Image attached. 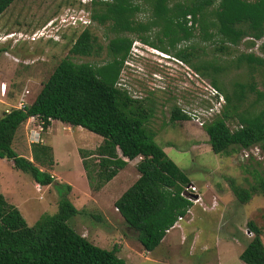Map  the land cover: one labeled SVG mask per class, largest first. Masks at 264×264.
Returning <instances> with one entry per match:
<instances>
[{
	"label": "trees",
	"instance_id": "1",
	"mask_svg": "<svg viewBox=\"0 0 264 264\" xmlns=\"http://www.w3.org/2000/svg\"><path fill=\"white\" fill-rule=\"evenodd\" d=\"M14 1L0 0V15ZM88 6L89 24L73 31L68 54L42 82L32 102L1 113L0 158L10 160L15 169L28 173L40 185L57 184L50 173L55 164L50 144H31L32 159L12 147L17 131L34 114L59 120L65 126L83 127L102 137L95 149L78 150L87 182L94 190L128 164L124 158L131 161L140 156L136 163L138 177L113 204L128 229L136 232L142 247L152 251L177 218L192 206V201L181 194L191 181L147 127L153 106L121 87L123 73L133 76L141 68L127 63L135 55L134 44L180 59L224 95L220 112L202 124L215 153L228 155L252 146L264 150V89H258L253 80L237 81L231 90L226 89L228 65L219 57H229L237 67L264 69V40L259 43L261 54L248 51L234 55L243 38L251 37L247 41L250 46L264 35V0H92ZM81 9L86 11V5L80 4ZM93 23L113 33L105 45L91 29ZM20 40L10 41L14 45ZM102 49L109 58L99 64L72 58L100 56ZM250 94L254 99L244 108ZM186 119L188 115L173 104L169 120ZM233 120L236 126L232 129L229 122ZM93 154L98 157L91 158ZM253 179L249 187L230 179V189L239 202H247L253 193L264 195V168L260 173L255 171ZM64 189L68 192L71 185L65 183ZM77 213L74 204L63 197L54 214H43L28 225L20 210L0 192V264H126L118 256L116 245L102 248L69 224L68 220ZM247 226L253 236L239 259L245 264H264V229L252 220Z\"/></svg>",
	"mask_w": 264,
	"mask_h": 264
},
{
	"label": "rangeland",
	"instance_id": "2",
	"mask_svg": "<svg viewBox=\"0 0 264 264\" xmlns=\"http://www.w3.org/2000/svg\"><path fill=\"white\" fill-rule=\"evenodd\" d=\"M79 8L77 0H15L0 15L1 35L18 31L26 33L14 45L12 40L6 41L4 37L0 41V81L8 87L9 102L14 103L15 96L26 87L29 90L28 101L32 102L42 82L68 54L73 31L78 32L89 24V6L86 5V11ZM75 14L80 15L81 20L73 28ZM90 27L102 45L113 36L103 26L93 23ZM34 33L37 36L32 38ZM51 36L57 42L51 40ZM250 38L246 36L240 41L234 55L248 51L262 53L259 43L264 35L248 46ZM205 45H208L206 56L209 57L211 45ZM133 49L137 52L136 60L141 62L138 63L141 70L133 72V76L123 73L121 87L133 97L144 99L147 106L149 103L153 106L147 127L155 132L156 141L168 157L197 186L202 201L193 203L184 220L176 228L168 230L160 244L148 253L138 241L136 232L131 227L128 229L113 205L118 195L134 182L135 173L137 177L139 158L132 159L113 183L94 190L87 182L84 168L81 169L78 150L95 149L102 137L83 127L67 128L59 120L53 123L52 134H47V129L41 134V143H48L53 149L55 165L50 173L58 177L57 184L34 186V180L28 173L13 168L10 160L0 158V192L6 194L8 201H26L19 203L18 207L28 225L34 224L43 214H54L57 202L67 197L78 210L68 220L69 224L76 231L84 229L86 238L102 248L112 249L116 245L118 256L126 264H241L239 254L253 236L247 222L252 220L264 229V195L253 193L247 202L241 203L233 195L229 181L233 179L235 183L249 187L254 182V172L260 173L264 168V150L252 146L228 155L215 153L210 148L203 125L198 121L187 114L188 119L171 122L169 116L173 104L196 114L198 93L202 89L198 83L209 79L195 73L180 59L151 52L153 49L139 43ZM6 50L9 55L3 53ZM102 51L100 56L72 58L76 62L99 64L109 58L105 50ZM219 57L228 65L224 75L226 89L231 90L237 81L248 83L252 80L258 89H264L263 68L237 67L229 57ZM7 96L1 97L5 99ZM253 99L254 95L250 94L244 108L250 106ZM5 108L10 109L0 101V115ZM229 126L233 129L236 121H230ZM30 146L23 124L12 147L17 153L32 159ZM97 157L91 155V158ZM65 183L71 185L68 192L64 189ZM262 238L264 242V233ZM114 240L120 242L114 244Z\"/></svg>",
	"mask_w": 264,
	"mask_h": 264
},
{
	"label": "built area",
	"instance_id": "3",
	"mask_svg": "<svg viewBox=\"0 0 264 264\" xmlns=\"http://www.w3.org/2000/svg\"><path fill=\"white\" fill-rule=\"evenodd\" d=\"M92 0H79V3L81 5H88L91 3ZM84 10V9H81ZM83 13H85L84 11H81ZM76 15V19L73 22V25L77 24L80 22L81 19H79L80 15ZM53 22V21H52ZM51 22V23H52ZM13 41L16 42L18 39H20L22 37V34H18L15 35V33H8L5 35H1L0 34V41H2V37H4V40L7 38H13ZM35 36H37L36 33H34V35L32 36V38H34ZM264 38H262L260 40L263 41ZM5 55H9V53L7 51L3 52ZM200 85V87L202 86V89L200 90V92L198 93L199 95V102H198V111L196 112V114L191 113L190 111H187L186 109H181L184 113L188 114L192 119H194L195 121H198L200 124L204 123V120L211 118L213 115H215L216 113L220 112V109L222 107V105L225 102V98L224 95L214 86H212L209 82L206 81H202L201 83H198ZM6 84L4 82H0V95L5 96L6 92H5V88ZM26 87V86H25ZM29 90L26 88H24L18 99L16 104L14 105V107L17 108H22L25 104H27V99L26 96L28 94ZM10 109L5 108L4 111L9 112ZM203 116V118L201 119V117L199 116ZM48 122V123H47ZM53 122V118L51 117H47L46 119L41 116L40 114H34V115H30L25 123V128H26V137L29 143H37V142H41L42 137L41 134L43 132V130L45 128H49V125ZM39 186V185H37ZM37 190L39 191L40 188L37 187ZM185 190H187L189 193H197V188L195 185H189L185 188ZM189 199L192 200V197H189ZM201 200L200 196H198V198H194L193 197V201H199ZM180 219V217H179Z\"/></svg>",
	"mask_w": 264,
	"mask_h": 264
},
{
	"label": "clouds",
	"instance_id": "4",
	"mask_svg": "<svg viewBox=\"0 0 264 264\" xmlns=\"http://www.w3.org/2000/svg\"><path fill=\"white\" fill-rule=\"evenodd\" d=\"M9 33H14V32H9ZM17 33V34H16ZM8 34V33H7ZM19 33L18 32H15V35H18ZM5 35V34H4ZM23 35V34H22ZM14 37L15 36H13V38L11 37V38H7V39H5L6 41H8V40H12L13 41V39H14ZM19 40V39H18ZM136 44H138V43H135L134 44V46L136 45ZM140 44V43H139ZM142 45V44H141ZM142 46H144V45H142ZM134 48V47H133ZM150 48V47H149ZM151 49H153L151 52H159L160 54H162V55H168V56H170V57H172L170 54H167V53H164V52H162V51H159V50H157V49H154V48H151ZM132 51L135 53V55L132 57V59H130V60H127V63L130 65V66H132L133 68H136V65H138V63L140 62V61H137L136 60V50L135 49H132ZM173 58V57H172ZM175 59V58H174ZM129 61H131V62H133V63H136V65H133V64H130V62ZM137 69V68H136ZM141 70V69H140ZM152 75H154V73L152 74ZM158 78V77H157ZM1 82V81H0ZM6 84V83H5ZM6 89H7V86L5 87ZM5 89V92H6V95L5 96H7L8 95V92H7V90ZM23 90V89H22ZM21 90V91H22ZM21 91H20V93H21ZM20 95V94H19ZM28 95L29 94H27V96H26V99H27V104H30L31 102L30 101H28ZM8 97V96H7ZM6 97V98H7ZM19 97V96H18ZM18 99V98H17ZM0 101H2V102H5L7 105H8V107L11 109L12 107H14V105L16 104V102H17V100L13 103V104H9V103H7L6 102V99H2V97H1V95H0ZM14 108H17V107H14ZM54 120L55 119H53V122L49 125V128H50V126L54 123ZM49 128H45L44 130H43V132L46 130V129H49ZM42 132V133H43ZM27 138V137H26ZM29 143V142H28ZM37 143H41V142H37ZM29 144H33V143H29ZM136 158H139L140 159V156H138V157H136ZM125 160H127L128 162H131L130 160H128L127 158H124ZM138 159V160H139ZM35 182V181H34ZM37 185H39V186H44V185H40V184H38V183H36L35 182V185L34 186H37ZM189 185H195V184H193V183H190ZM189 185H187V186H189ZM186 186V187H187ZM196 186V185H195ZM186 187H184V189L182 190V192H181V194L183 195V196H185V197H187L188 199H189V197H192V200L191 199H189L190 201H192V205H193V203H200L201 201H202V196H201V194L198 192V190H197V192H198V195H197V193H189L187 190H185V188ZM196 188H197V186H196ZM36 189H37V187H36ZM38 192H40L41 193V190H39ZM198 196H200V198H201V200H199V201H193V197L194 198H198ZM40 198H42V196L40 195ZM116 208V207H115ZM189 209L190 208H188L187 209V212L189 211ZM116 210H117V208H116ZM118 211V210H117ZM186 215V214H185ZM185 215L184 216H179L180 217V219H179V217L177 218V220H176V224L174 223V225H179V222H181L182 220H184V217H185ZM173 225V226H174ZM172 226V227H173ZM171 227V228H172ZM169 230V229H168ZM167 230V231H168Z\"/></svg>",
	"mask_w": 264,
	"mask_h": 264
},
{
	"label": "crops",
	"instance_id": "5",
	"mask_svg": "<svg viewBox=\"0 0 264 264\" xmlns=\"http://www.w3.org/2000/svg\"><path fill=\"white\" fill-rule=\"evenodd\" d=\"M7 88H8V87H7ZM6 90L8 91V89H6ZM19 94H20V91H19V93L15 96L13 102H15V101L17 100ZM5 99H6V102H7V103H9V104H13V103L9 102L8 97L5 98ZM55 121H58V120H54V122H55ZM62 124H63V123H62ZM52 125H53V124H52ZM52 125L50 126L49 129H47V134H49V135L52 134ZM63 126H65V125L63 124ZM65 127L69 128V126H65ZM77 127L81 128L80 126H77ZM19 131H20V129L17 131V133H18ZM17 133H16V135H17ZM15 137H16V136H15ZM98 141H99L98 144H100L101 141H102V138H101L100 140H98ZM78 154H79V152H78ZM79 163H80V165H81V167H82L81 169H83V166H82V160H81L80 155H79ZM128 163H129V162H128ZM11 164H12V162H11ZM54 165H55V164H54ZM127 165H128V164H127ZM127 165H126V166H127ZM126 166H125V167H126ZM125 167H124V168H125ZM13 168H14V167H13ZM124 168H122L121 170H119V171L117 172V174H116L111 180H109V181L107 182V184H109L110 182L113 183L114 180H116V177L118 176V174H119ZM50 172H52V171L50 170ZM81 172L84 174V171H81ZM137 177H138V172H137ZM137 177H136V173H135V179H136ZM56 179H58V177H55V180H56ZM33 182H34V181H33ZM191 183H194V182H191ZM34 184H35V182H34ZM52 184H53V183H52ZM52 184H49V185H52ZM68 184H69V183H68ZM46 186H48V185H46ZM46 186H42V187H46ZM204 186H208V185H207V184H204ZM125 189H126V188H125ZM125 189H124V190H125ZM124 190H123V191H124ZM123 191H122V192H123ZM122 192H121V193H122ZM121 193L118 195V197L121 195ZM3 194H4L5 198L7 199L6 194H5V193H3ZM118 197H117V198H118ZM117 198H116V199H117ZM116 199H115V200H116ZM7 200H8V199H7ZM115 200H114V201H115ZM9 201H12V202H9ZM9 201H8L9 203L13 204V205L16 206L18 209H19V207H18L19 203H25V202H26V201H25V202H22V201H16V200H14V199L9 200ZM113 203H114V202H113ZM113 205H114V204H113ZM115 209H116V208H115ZM20 212H21V211H20ZM37 213H38V212L36 211L35 216L37 215ZM118 213H119V212H118ZM81 228H84V227H81ZM173 228H176V225H174V226H173L172 228H170L169 230H171V229H173ZM77 232H79V233L82 234L83 236L87 237L84 229H82L81 231H77ZM120 238H121V237H120ZM116 242L119 243L120 241H116V240H114V244H115ZM141 246H142V245H141ZM146 251H147V250H146ZM218 251H219V250H218ZM147 252L150 253L151 251H147ZM240 253H241V252H240ZM241 264H245V263L242 262Z\"/></svg>",
	"mask_w": 264,
	"mask_h": 264
}]
</instances>
